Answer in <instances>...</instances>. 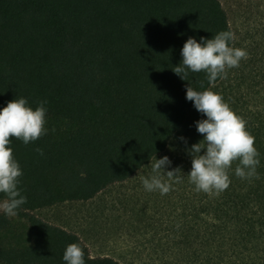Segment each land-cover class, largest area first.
I'll return each instance as SVG.
<instances>
[{
  "label": "trees",
  "instance_id": "trees-1",
  "mask_svg": "<svg viewBox=\"0 0 264 264\" xmlns=\"http://www.w3.org/2000/svg\"><path fill=\"white\" fill-rule=\"evenodd\" d=\"M221 31L231 28L219 0H0V111L19 98L47 109V134L27 145L10 139L27 203L12 217L0 209V264H66L73 243L85 264H122L92 257L77 234L33 213L94 199L177 137L201 142L196 122L207 117L190 118L186 90L222 79L209 84L205 72L189 71L183 80L172 70L188 38ZM255 118L246 130L260 153L259 179L237 177L235 162L229 187L210 195L186 177L195 197L175 264H264V115Z\"/></svg>",
  "mask_w": 264,
  "mask_h": 264
},
{
  "label": "rangeland",
  "instance_id": "rangeland-1",
  "mask_svg": "<svg viewBox=\"0 0 264 264\" xmlns=\"http://www.w3.org/2000/svg\"><path fill=\"white\" fill-rule=\"evenodd\" d=\"M219 1L234 33L231 47L246 50L248 57L239 67L226 69V78L211 91L221 95L248 125L258 114L264 115V0ZM199 115L194 109L190 118L198 120ZM180 138L156 158L167 156L171 166L165 171L180 168L184 175L168 194L144 189L141 178L151 177L150 165L90 201L67 202L33 214L77 234L92 257H111L122 264H175L180 249L177 242L186 221H191L190 200L195 197V190L185 180L186 170L192 168L190 143Z\"/></svg>",
  "mask_w": 264,
  "mask_h": 264
},
{
  "label": "clouds",
  "instance_id": "clouds-1",
  "mask_svg": "<svg viewBox=\"0 0 264 264\" xmlns=\"http://www.w3.org/2000/svg\"><path fill=\"white\" fill-rule=\"evenodd\" d=\"M233 39L234 33L231 31H221L212 39L202 37L200 43L188 38L181 50L182 63L172 71L183 80L187 79L189 71L205 72L209 84H214L218 78H226V69L239 67L240 61L248 57L246 50L229 46ZM186 99L192 101L195 109L207 117L196 122V129L204 139L188 150L192 157V168L187 178L195 185V190L210 195L225 191L231 183L228 173L235 162H238L235 168L237 177L242 180L259 179L257 167L260 153L254 146L255 137L246 130L247 122L235 114L221 95L211 90L196 91L189 86ZM45 104L46 101H41L33 110L27 106L25 98H19L0 111V193L6 197L0 203V209L9 217L18 215L17 209L27 203V198L18 190L19 178L23 173L9 147L10 139L14 137L27 145L47 134ZM37 152L43 155L41 149H37ZM170 166L171 161L167 156L159 160L155 158L151 164V177L141 178L144 189L166 195L173 183L182 182L184 175L180 168L165 171ZM84 256V250L73 243L67 246L63 260L66 264H85Z\"/></svg>",
  "mask_w": 264,
  "mask_h": 264
}]
</instances>
